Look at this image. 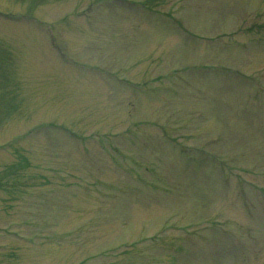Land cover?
<instances>
[{"label":"rangeland","instance_id":"1","mask_svg":"<svg viewBox=\"0 0 264 264\" xmlns=\"http://www.w3.org/2000/svg\"><path fill=\"white\" fill-rule=\"evenodd\" d=\"M0 264H264V0H0Z\"/></svg>","mask_w":264,"mask_h":264}]
</instances>
